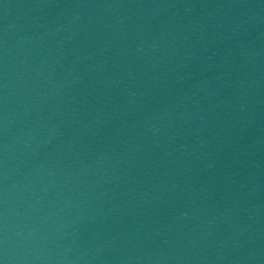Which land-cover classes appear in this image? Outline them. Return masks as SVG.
Returning a JSON list of instances; mask_svg holds the SVG:
<instances>
[{"label": "water", "instance_id": "obj_1", "mask_svg": "<svg viewBox=\"0 0 264 264\" xmlns=\"http://www.w3.org/2000/svg\"><path fill=\"white\" fill-rule=\"evenodd\" d=\"M0 264H264V0H0Z\"/></svg>", "mask_w": 264, "mask_h": 264}]
</instances>
